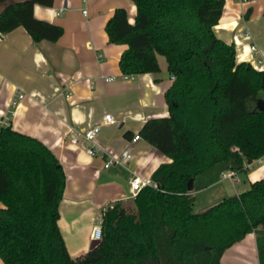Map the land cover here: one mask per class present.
I'll return each instance as SVG.
<instances>
[{"label":"trees","instance_id":"obj_1","mask_svg":"<svg viewBox=\"0 0 264 264\" xmlns=\"http://www.w3.org/2000/svg\"><path fill=\"white\" fill-rule=\"evenodd\" d=\"M22 0L0 9V34L21 26L35 42L55 41L58 25L34 18ZM135 15L114 8L107 41L126 45L122 75L157 73V54L173 76L165 89L167 116L147 118L138 131L170 158L152 172L131 204L112 202L101 214L97 246L70 257L56 220L63 169L37 138L0 125V260L3 264H221L222 252L254 233L264 264V178L248 189L191 212L186 184L212 165L264 155V69L235 62V46L213 32L223 0H131ZM264 17V8L262 11ZM259 102V103H258Z\"/></svg>","mask_w":264,"mask_h":264},{"label":"crops","instance_id":"obj_2","mask_svg":"<svg viewBox=\"0 0 264 264\" xmlns=\"http://www.w3.org/2000/svg\"><path fill=\"white\" fill-rule=\"evenodd\" d=\"M17 1L22 0H0V9ZM222 6L214 35L234 44L236 63L245 61L255 70L264 69V0H223ZM114 8L126 9L128 22H133L131 0H52L48 6L34 4L31 11L34 18L62 28L55 41L35 42L21 26L0 34V125L37 138L59 161L65 178L56 225L70 257L89 249L92 227L112 202L125 200L132 173L150 177L160 163L170 162L146 140L130 141L145 119L168 114L164 92L172 79L165 58L156 55L157 73L123 78L118 57L126 45L108 42L104 31ZM251 45L254 51L248 50ZM108 76L113 78L105 81ZM16 90L24 97L13 103ZM104 114H111L115 122L101 124L95 138L100 154L89 156L80 145L69 142L71 129L101 123ZM124 148L130 154L126 164L103 167L110 154ZM226 171L241 183V190L232 185V178H223ZM259 178H264V155L243 160L241 169L230 160L216 163L193 177L192 189L186 193L194 197L191 212L211 207L206 203L212 198H225L218 190L221 181L229 179L233 188L229 196ZM195 203L202 208L193 210ZM222 253L221 264H258L254 233H246Z\"/></svg>","mask_w":264,"mask_h":264},{"label":"built area","instance_id":"obj_3","mask_svg":"<svg viewBox=\"0 0 264 264\" xmlns=\"http://www.w3.org/2000/svg\"><path fill=\"white\" fill-rule=\"evenodd\" d=\"M254 0H239V2L242 3H250L253 2ZM61 8L58 9L60 11ZM255 47L251 45L248 50L249 51H254ZM77 76V75H76ZM131 74H125L123 75V78L125 77H131ZM79 77V76H78ZM113 77L108 76L105 79V81L111 80ZM173 76H171V79L173 80ZM88 83H92V81L88 80ZM24 97V94L19 92L18 90L14 91V96H13V103ZM115 120L111 116V114H104L102 117L101 123L99 122H93V124H89L87 127L82 128L80 130H74L71 129L72 134L69 137V142L74 145H80L88 154L89 156H94L95 154H100L101 149L98 147V145L95 142V138L101 128V124L103 125H110L114 123ZM137 139H140L138 136V133H134L132 137L130 138V141H137ZM130 158V154L128 152L127 148L122 149L119 154L113 155L110 154L107 159L105 160L103 167L107 168L111 166V164H118V165H124L127 163L128 159ZM223 178H232L233 173L230 171H226L225 173L222 174ZM153 182L150 179V177H140L134 173H132L127 180V185H128V193L127 195L123 198L125 200L128 199H133L137 193L139 192V189L144 187V185H152ZM101 217L98 218L95 222V225L92 227L91 233H90V239L91 240H99L101 237Z\"/></svg>","mask_w":264,"mask_h":264},{"label":"rangeland","instance_id":"obj_4","mask_svg":"<svg viewBox=\"0 0 264 264\" xmlns=\"http://www.w3.org/2000/svg\"><path fill=\"white\" fill-rule=\"evenodd\" d=\"M234 177L232 178V180H231V182H232V185L233 186H235V187H237V189L238 190H241V183H235L234 181ZM220 188L221 189H218V190H220L222 193H224V194H222V195H224V197H227L228 195V193L227 192H230V191H232V187H231V184H230V182H229V179H227V180H224V181H221L220 183ZM225 195H227V196H225ZM222 197V196H221ZM189 198H190V200H191V203L194 201V197L192 198V196H189ZM221 198H212L211 199V201H209V203H206V204H211V205H213L214 203H216L217 201H219ZM120 202V204H123V205H128V204H130V202H131V199H128V200H121V201H119ZM195 206H194V208H193V210L194 209H199V208H202V205H199L198 203H195L194 204ZM210 205V206H211ZM111 206V205H110ZM204 209V208H203Z\"/></svg>","mask_w":264,"mask_h":264},{"label":"water","instance_id":"obj_5","mask_svg":"<svg viewBox=\"0 0 264 264\" xmlns=\"http://www.w3.org/2000/svg\"><path fill=\"white\" fill-rule=\"evenodd\" d=\"M259 103V102H258ZM261 103L263 104V106H261V105H259V107L261 108V109H264V101H261ZM192 179H190L188 182H187V184H186V189L189 191V190H191L192 188ZM110 209V207H107V210H109ZM92 242L90 243V246H89V249H92V248H94L95 246H97V244H98V242L100 241V240H91ZM88 249V250H89Z\"/></svg>","mask_w":264,"mask_h":264}]
</instances>
